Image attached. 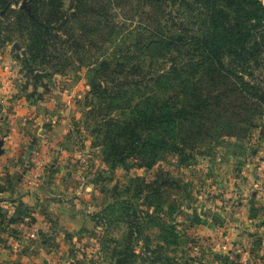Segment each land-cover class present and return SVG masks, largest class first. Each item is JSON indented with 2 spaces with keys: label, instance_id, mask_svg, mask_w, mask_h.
Wrapping results in <instances>:
<instances>
[{
  "label": "rangeland",
  "instance_id": "1",
  "mask_svg": "<svg viewBox=\"0 0 264 264\" xmlns=\"http://www.w3.org/2000/svg\"><path fill=\"white\" fill-rule=\"evenodd\" d=\"M78 1L10 0L0 6V88L17 91L10 100H4L10 102V109L0 101V130L4 133L6 127L1 125L8 124L16 107L27 106L33 109L32 114L45 116L44 126L53 121L60 126L58 133H52L56 137L60 134L57 148L66 151L59 165L51 160L46 163L47 177H42L44 183L40 185L45 187L44 194L37 197L45 241L66 245L72 250L73 260L84 264H239L227 254L233 246L231 235L249 226L256 230L252 234L255 244L261 245L263 234L259 230H264V102L247 105L254 108L252 115L237 108L244 114L243 122H252L242 136L214 138L197 150H189L190 155L173 153L151 167H138L130 161L111 167L104 161L103 147L85 118L83 101L96 68L81 63L100 57L108 48L102 34L100 39L95 38L81 32L73 21H64ZM261 3L264 7V0ZM20 8L34 11L47 31L40 29L35 36L34 26L18 30L16 11ZM156 8L146 0H133L128 7L117 9V18L130 23V27L155 24ZM56 13L60 15L54 17ZM191 15L186 10L180 26L186 41L188 34L206 33L198 27L197 18H188ZM164 20L171 19L164 17L162 26ZM116 39L119 42L125 37L118 35ZM30 40L45 52L29 55L26 45ZM90 40L93 45L86 46ZM76 43L84 47L72 49ZM53 47L59 55L72 57L74 62L68 69L55 70ZM189 50L178 59L188 63L199 58L200 51ZM253 65L251 62L245 71L238 69L247 81L264 90V61ZM179 89L172 88L171 93L178 94ZM259 89L254 88V92L260 93ZM35 138L24 151L32 149ZM71 172L72 179L59 190L57 179L65 180ZM8 175L2 172L0 180L11 192ZM20 176L21 172L17 174ZM22 205L29 222H35L33 211ZM217 211L229 217L232 226L227 225L233 232L219 229L223 223L213 217ZM202 225L214 231L205 240L197 229ZM59 229L63 233L56 239ZM31 231L33 237L36 229ZM219 238L222 241L217 249ZM252 264H261V260L255 259Z\"/></svg>",
  "mask_w": 264,
  "mask_h": 264
},
{
  "label": "trees",
  "instance_id": "2",
  "mask_svg": "<svg viewBox=\"0 0 264 264\" xmlns=\"http://www.w3.org/2000/svg\"><path fill=\"white\" fill-rule=\"evenodd\" d=\"M9 1L0 0V6ZM132 1L79 0L64 20L95 38L102 34L107 44L108 51L100 57L81 61L96 68L83 104L87 123L103 147L104 161L111 167L129 161L151 167L170 154L186 155L214 138L247 132L252 122H243L244 114L237 108L252 115L254 108L247 105L263 103L264 90L247 81L238 68L264 61L261 0H146L157 7L155 24L130 27L117 18V9ZM186 10L192 14L188 18H197L198 27L206 31L188 34V41L180 28ZM16 15L18 30L30 25L37 29L35 36L40 29L47 31L34 11L20 8ZM164 17L171 20H164L162 26ZM87 23L92 25L86 27ZM173 26L176 29L169 30ZM118 35L125 39L117 42ZM92 45L91 40L86 44ZM72 47L76 50L84 44ZM26 48L31 56L45 52L32 40ZM191 48L200 51L198 59L188 63L178 59ZM51 55L56 71L74 62L55 47ZM175 87L180 88L178 94L171 93ZM254 88H260V93Z\"/></svg>",
  "mask_w": 264,
  "mask_h": 264
},
{
  "label": "crops",
  "instance_id": "3",
  "mask_svg": "<svg viewBox=\"0 0 264 264\" xmlns=\"http://www.w3.org/2000/svg\"><path fill=\"white\" fill-rule=\"evenodd\" d=\"M16 93V88H0L2 105H9L10 109V102L7 100L4 102V100H10V97H14ZM17 109L16 107L13 110L15 111L14 116L11 115L7 119L8 124L1 123V127L5 126L7 130L5 129L4 133L0 130V141H2L0 174L2 172L9 174L10 188L12 189L10 192L8 184L5 188V184L3 185L0 180V264H84L83 261L73 260L72 250L66 245H51L45 241L43 237L45 233L44 218L40 210L38 211L40 204L38 205L37 197L44 194L43 189L45 188L40 186L44 183L42 177H47L45 165L50 160L59 165V161L66 154L65 150L57 148L56 138H59L60 134L56 137V134L52 133V131L58 133L60 126L54 121L48 126H44L45 116L32 114L33 109L30 107H20L18 111ZM40 129H42L41 134H39ZM34 137L36 140L32 149L29 148V152L24 151L26 145L30 147L29 142ZM20 172L21 176L17 177ZM73 175L74 173L71 172L65 180L57 179L59 190L66 188V184ZM22 204L33 211L35 222H29L28 216L22 212L20 206ZM213 217L223 223L218 226L219 229L224 232L229 229V232H233L229 217H225L220 211H217ZM32 229H36L33 237L30 236V233L33 232ZM197 229H200L199 232L204 234V240L207 235L214 233L206 225L197 226ZM235 231L236 234L231 235L233 246L227 251L229 257L234 258V261L239 264H252L258 258L261 260V264H264V230H259V233L263 234L260 240L261 245L255 244V237L252 235L256 232L254 228L248 226L245 231L239 229ZM55 233L57 239L58 235L63 232L59 229ZM210 239L212 238L210 237ZM219 241L218 244H215L218 245L217 249L220 248L222 239L219 238ZM224 260L226 259L224 258ZM215 262H219V259H216ZM220 264L228 263L221 262Z\"/></svg>",
  "mask_w": 264,
  "mask_h": 264
}]
</instances>
